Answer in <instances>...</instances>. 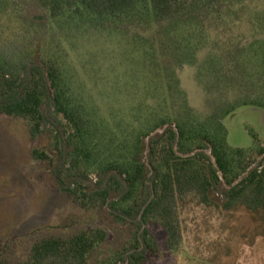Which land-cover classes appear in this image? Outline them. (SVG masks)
Segmentation results:
<instances>
[{"label":"trees","instance_id":"obj_1","mask_svg":"<svg viewBox=\"0 0 264 264\" xmlns=\"http://www.w3.org/2000/svg\"><path fill=\"white\" fill-rule=\"evenodd\" d=\"M245 1L0 0V12L14 18L0 29V114L23 119L32 139L50 133L57 157L38 148L33 156L51 161L70 203L103 217L67 234L47 231L23 249L0 241V264H146L158 252L151 227L164 230L168 249L180 245L189 199L264 213V145L231 146L225 124L243 106L264 112V13L251 17L258 34L251 40L213 36L243 21ZM125 30L134 31L129 44L157 100L136 124L88 104L64 54L72 36ZM185 65L198 67L211 97L205 117L182 88ZM112 230L123 240L113 242Z\"/></svg>","mask_w":264,"mask_h":264},{"label":"rangeland","instance_id":"obj_2","mask_svg":"<svg viewBox=\"0 0 264 264\" xmlns=\"http://www.w3.org/2000/svg\"><path fill=\"white\" fill-rule=\"evenodd\" d=\"M259 12L264 13V0H246L243 21L213 36L227 40L238 35L251 40L263 35L257 34L251 23V17ZM13 24L9 12L1 11L0 29L7 30ZM133 34L125 30L113 36H72L63 45L75 87L87 103L105 118L136 124V117L157 100L145 90L141 59L134 52L135 46L129 44ZM200 56L202 59L205 53ZM197 72V66L185 65L178 75L191 106L205 117L212 111L211 97L197 80ZM225 124L231 146L254 149L259 143L264 145L261 109L240 107L225 118ZM35 148L47 151L53 159L57 157L50 133L32 139L23 119L0 114V241L10 240L17 249L47 231L67 234L103 221L99 213L76 207L57 190L51 161L35 158ZM180 218L182 237L176 249H168L161 227L150 228L158 240V252L150 253L146 264H264V213L242 208L227 211L189 199ZM123 235L112 230L113 242L119 243Z\"/></svg>","mask_w":264,"mask_h":264},{"label":"water","instance_id":"obj_3","mask_svg":"<svg viewBox=\"0 0 264 264\" xmlns=\"http://www.w3.org/2000/svg\"><path fill=\"white\" fill-rule=\"evenodd\" d=\"M215 164H216V163H215ZM219 174H220L221 178L223 179V173H222V172H220Z\"/></svg>","mask_w":264,"mask_h":264}]
</instances>
